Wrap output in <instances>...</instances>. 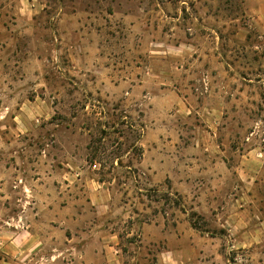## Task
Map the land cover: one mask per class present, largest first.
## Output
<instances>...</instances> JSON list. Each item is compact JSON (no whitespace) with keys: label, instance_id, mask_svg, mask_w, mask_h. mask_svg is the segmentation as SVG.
Instances as JSON below:
<instances>
[{"label":"rangeland","instance_id":"1","mask_svg":"<svg viewBox=\"0 0 264 264\" xmlns=\"http://www.w3.org/2000/svg\"><path fill=\"white\" fill-rule=\"evenodd\" d=\"M9 216L0 264H264V0H0Z\"/></svg>","mask_w":264,"mask_h":264},{"label":"crops","instance_id":"2","mask_svg":"<svg viewBox=\"0 0 264 264\" xmlns=\"http://www.w3.org/2000/svg\"><path fill=\"white\" fill-rule=\"evenodd\" d=\"M31 4V0H28ZM32 7V6H31ZM212 149L210 147L205 148V150ZM207 171H210L212 167L207 165ZM183 179L178 181L174 188L182 193H187L186 185L188 182V176L186 173L183 174ZM40 177L33 179V185H38ZM41 184L39 182V193H42ZM26 189H28L26 187ZM33 190V191H32ZM31 193L36 192L32 189ZM3 224L0 223V248L7 255L15 257L19 261H24L25 263L31 262L36 257L33 255L34 252L40 250L45 242V238L41 234L39 228L32 223H20L15 217L9 216L8 219L3 220ZM44 258L39 257L38 262L42 264ZM5 261V258H0V262ZM6 262V261H5ZM168 256L164 255L160 261V264H169Z\"/></svg>","mask_w":264,"mask_h":264},{"label":"trees","instance_id":"3","mask_svg":"<svg viewBox=\"0 0 264 264\" xmlns=\"http://www.w3.org/2000/svg\"><path fill=\"white\" fill-rule=\"evenodd\" d=\"M184 1H186V0H184ZM196 224H194V226H195ZM195 227H197L198 228V226L196 225Z\"/></svg>","mask_w":264,"mask_h":264}]
</instances>
